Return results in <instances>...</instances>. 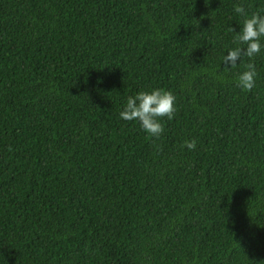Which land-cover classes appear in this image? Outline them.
Segmentation results:
<instances>
[{
  "label": "trees",
  "instance_id": "1",
  "mask_svg": "<svg viewBox=\"0 0 264 264\" xmlns=\"http://www.w3.org/2000/svg\"><path fill=\"white\" fill-rule=\"evenodd\" d=\"M236 5L264 12L0 0V264H264V48L221 63ZM154 88L176 98L159 137L119 117Z\"/></svg>",
  "mask_w": 264,
  "mask_h": 264
},
{
  "label": "clouds",
  "instance_id": "2",
  "mask_svg": "<svg viewBox=\"0 0 264 264\" xmlns=\"http://www.w3.org/2000/svg\"><path fill=\"white\" fill-rule=\"evenodd\" d=\"M234 11L244 15L239 31L229 28L234 33V39L240 45L227 50V54L221 58V63L229 68L237 66L242 57L251 58L264 48V12H253L245 14L242 5H236ZM235 79L237 87L250 90L255 83L256 69L253 63L245 65ZM176 98L168 90L154 88L151 90L138 91L126 98L119 117L125 121H135L140 128L152 137H159L163 131L161 118L172 120L176 111ZM196 142L186 140L183 147L188 150L194 149Z\"/></svg>",
  "mask_w": 264,
  "mask_h": 264
}]
</instances>
